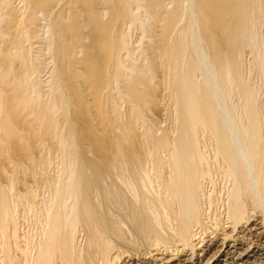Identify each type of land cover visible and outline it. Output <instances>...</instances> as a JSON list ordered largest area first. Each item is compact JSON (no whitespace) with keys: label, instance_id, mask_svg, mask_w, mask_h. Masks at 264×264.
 Segmentation results:
<instances>
[{"label":"bare ground","instance_id":"1","mask_svg":"<svg viewBox=\"0 0 264 264\" xmlns=\"http://www.w3.org/2000/svg\"><path fill=\"white\" fill-rule=\"evenodd\" d=\"M0 264H264V0H0Z\"/></svg>","mask_w":264,"mask_h":264},{"label":"rangeland","instance_id":"2","mask_svg":"<svg viewBox=\"0 0 264 264\" xmlns=\"http://www.w3.org/2000/svg\"><path fill=\"white\" fill-rule=\"evenodd\" d=\"M143 18H144V19H148L149 22H152V18L149 17L148 15H147V16L145 15ZM138 33H140V31H138V30H135V31H134L135 38L138 37V35H137ZM152 39H154V37H153V33H152V27H150V28H148V37H147V41H150V40H152ZM147 41H146V42H147ZM143 44L146 45L147 43L144 42ZM143 58H144V57H142V58H140V59L138 60V63H139V64H144V59H143ZM46 71H47V69H45L44 72L42 73V77H43V79L46 78V76H48V74H45ZM43 75H44V76H43ZM124 110H125V107H124ZM163 124H165V122L162 123V125H163ZM155 257H157V254L155 255ZM158 257H160V255H158Z\"/></svg>","mask_w":264,"mask_h":264}]
</instances>
